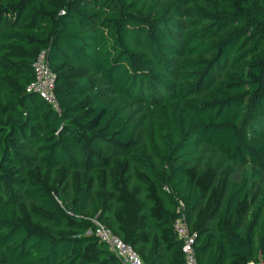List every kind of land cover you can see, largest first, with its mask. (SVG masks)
<instances>
[{
	"label": "trees",
	"instance_id": "16d2710c",
	"mask_svg": "<svg viewBox=\"0 0 264 264\" xmlns=\"http://www.w3.org/2000/svg\"><path fill=\"white\" fill-rule=\"evenodd\" d=\"M57 117L33 83L41 52ZM264 264V0H0V264Z\"/></svg>",
	"mask_w": 264,
	"mask_h": 264
},
{
	"label": "built area",
	"instance_id": "2783aa9c",
	"mask_svg": "<svg viewBox=\"0 0 264 264\" xmlns=\"http://www.w3.org/2000/svg\"><path fill=\"white\" fill-rule=\"evenodd\" d=\"M32 70L34 80L28 90L38 93L41 99H43L55 112L56 116L61 117L62 108L55 93V74L47 65L45 51H41L37 55L32 64ZM179 212L180 216L174 221L173 229L181 240L183 264H199L193 248L197 234L189 229L182 204H180ZM93 223V229L89 230L87 234L95 236L101 243L108 246L110 252L122 264H145L132 246L126 244L121 238L96 219L93 220ZM248 264L263 263L250 262Z\"/></svg>",
	"mask_w": 264,
	"mask_h": 264
}]
</instances>
